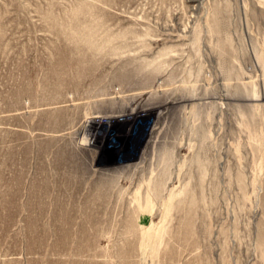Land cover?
<instances>
[{"label":"rangeland","instance_id":"rangeland-1","mask_svg":"<svg viewBox=\"0 0 264 264\" xmlns=\"http://www.w3.org/2000/svg\"><path fill=\"white\" fill-rule=\"evenodd\" d=\"M0 264H264V0H0Z\"/></svg>","mask_w":264,"mask_h":264}]
</instances>
